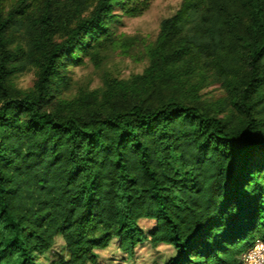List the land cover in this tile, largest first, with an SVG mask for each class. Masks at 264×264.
Here are the masks:
<instances>
[{
  "label": "trees",
  "instance_id": "1",
  "mask_svg": "<svg viewBox=\"0 0 264 264\" xmlns=\"http://www.w3.org/2000/svg\"><path fill=\"white\" fill-rule=\"evenodd\" d=\"M151 2L0 0V264H38L57 237L50 264H98L113 240L128 258L148 241L174 250L164 264H238L264 242V0H183L142 73L61 97L114 7ZM211 84L224 95L204 100Z\"/></svg>",
  "mask_w": 264,
  "mask_h": 264
},
{
  "label": "rangeland",
  "instance_id": "2",
  "mask_svg": "<svg viewBox=\"0 0 264 264\" xmlns=\"http://www.w3.org/2000/svg\"><path fill=\"white\" fill-rule=\"evenodd\" d=\"M182 2L152 0L149 8L136 17L123 15L118 7H114L119 21L110 25L111 38L103 41L92 54L81 53L77 64L65 68L69 84L62 89L61 97H73L79 91L100 89L105 78L128 79L142 73L149 62L148 51L159 35L161 21L175 15ZM35 79L36 70L31 68L13 77L11 84L15 93H21L31 89ZM201 93L204 100H215L224 95L220 84L208 85ZM139 224L148 231L154 222L141 220ZM62 248L63 241L57 237L52 250L39 255L37 263L50 264ZM96 252L98 264H164L174 254L168 245L152 247L145 241L136 247L134 256L128 258L115 240L106 249Z\"/></svg>",
  "mask_w": 264,
  "mask_h": 264
},
{
  "label": "built area",
  "instance_id": "3",
  "mask_svg": "<svg viewBox=\"0 0 264 264\" xmlns=\"http://www.w3.org/2000/svg\"><path fill=\"white\" fill-rule=\"evenodd\" d=\"M238 264H264V242L257 239L239 257Z\"/></svg>",
  "mask_w": 264,
  "mask_h": 264
}]
</instances>
